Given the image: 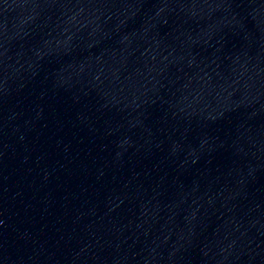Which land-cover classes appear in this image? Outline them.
<instances>
[{"label":"water","instance_id":"obj_1","mask_svg":"<svg viewBox=\"0 0 264 264\" xmlns=\"http://www.w3.org/2000/svg\"><path fill=\"white\" fill-rule=\"evenodd\" d=\"M0 240L264 264V0H0Z\"/></svg>","mask_w":264,"mask_h":264}]
</instances>
